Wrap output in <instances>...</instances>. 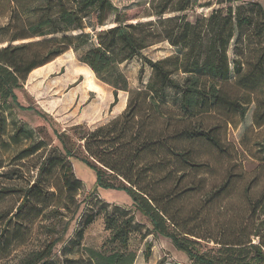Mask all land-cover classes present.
Here are the masks:
<instances>
[{
	"label": "trees",
	"instance_id": "obj_1",
	"mask_svg": "<svg viewBox=\"0 0 264 264\" xmlns=\"http://www.w3.org/2000/svg\"><path fill=\"white\" fill-rule=\"evenodd\" d=\"M237 1L240 2L234 3ZM13 2L11 21L15 31L0 47V108L11 101L20 109L32 110L31 106L18 103L15 90L23 86L29 74L35 76L47 69L53 60H59L71 49L87 67L81 86L84 91L94 92L97 100L102 97L103 89L94 80V73L112 88L111 106L117 101L118 91L128 95L127 101L125 95L121 97L116 110L126 103L125 108L107 122L88 130L75 125L71 134L56 132L60 149L33 142L19 151L22 156L37 157V176L27 187L0 189V194L20 193L15 211L7 217L0 216V253L9 252L10 225L18 231L23 226L22 215L40 213V202L52 196L45 182L57 170L61 171L67 198L73 200L80 185L68 161L74 158L94 173V188L126 193L133 208L149 221L152 233L168 238L175 249L187 256L189 264H264V235L259 231L236 232L227 238L225 231L215 237L204 236L190 225L200 220L202 208L179 211L183 197L196 189L187 180L186 168L201 166L191 150L180 143L202 139L220 152L225 150L214 132L215 126L205 127L202 121L193 120L216 106H224L240 116L246 111V105L223 93L218 82L229 80L233 74L242 87L254 89L264 85L261 5L253 0H149V11L142 16L146 20L129 22L126 11L112 0ZM193 8L204 11L189 20L187 12ZM248 33L256 39L257 56L251 70L242 72L238 57L245 51ZM162 41L178 47L180 52L158 60L142 54ZM232 42L233 60L229 56ZM134 57L143 60L151 70L149 79L139 88H130L127 77L118 68ZM2 121L0 111V129ZM27 134L31 133L15 127L13 139ZM228 182L226 179L213 189L203 202H211ZM254 206L252 203L251 210ZM92 219V214L84 217L76 230L75 242H79ZM104 225L109 232L106 240L110 248L92 250L94 264H133L135 253L129 248L134 231L132 215L119 209L105 211ZM252 236L258 240L253 242ZM59 241L60 237L51 238L18 264H51L49 258ZM201 241L213 246L200 250Z\"/></svg>",
	"mask_w": 264,
	"mask_h": 264
},
{
	"label": "rangeland",
	"instance_id": "obj_2",
	"mask_svg": "<svg viewBox=\"0 0 264 264\" xmlns=\"http://www.w3.org/2000/svg\"><path fill=\"white\" fill-rule=\"evenodd\" d=\"M253 1H257L264 10V0ZM112 2L126 11L129 22L146 20L142 16L149 11V0ZM14 6L13 0H0V47L6 44L15 31L11 21ZM202 11L203 8L190 9L187 12L188 19L193 20ZM21 19H25L24 16ZM246 38L245 51L238 57L242 61V72L251 70L257 56L256 39L249 33ZM179 52L178 47L162 41L146 48L142 54L151 60H158ZM229 56L231 60L235 58L233 42ZM60 59L53 60L47 69L35 76L29 74L23 86L15 90L18 103L25 107L31 106L32 110L20 109L11 101L1 105L0 189L5 186L27 187L36 181L37 157L19 154L30 143L39 142L43 147L55 146L60 149L56 132L71 134L75 125L85 130L93 129L125 108L126 103L119 111L116 110L123 95L127 101V92L118 91L117 101L111 106L112 88L98 80L94 73V80L103 89L100 100H97L98 96L94 92L81 88L87 67L78 61L72 49L63 53ZM118 68L127 77L130 88L142 87L151 74L148 65L138 57L121 63ZM218 86L228 97L243 102L246 111L240 116L224 106H216L213 111L193 120L196 123L202 121L205 127L215 126L214 132L225 150L220 152L202 139L180 143L191 150L201 166L186 168L187 180L196 185V189L183 197L179 211L202 208L200 220L190 225L195 232L204 236L210 234L215 237L225 231L227 238L236 232L247 234L254 230L264 235V85L261 83L254 89L242 87L232 74L229 80L218 82ZM170 95L174 97V92L170 91ZM15 127H22L31 134L13 139ZM68 161L74 177L80 183L73 200L67 198L61 171L57 170L45 182V188L52 196L50 194L40 202V213L31 211L20 216L23 226L18 231L10 225L11 246L7 249L9 252L0 253V264H18L23 258L40 250L53 237H60V241L52 250L49 258L51 264H94L92 250L109 251L110 248L106 240L109 232L105 229L104 213L112 209H119L133 217L134 231L129 238V248L135 253L133 264L190 263L187 256L175 249L168 238L152 233L149 221L133 208L126 193L94 188V173L74 158ZM226 179L229 180L228 185L211 202L204 203V198ZM19 200V192L0 194V216L7 217L10 211H15ZM252 203H255L253 210ZM89 214L93 215L92 222L85 227L79 242H75L76 230ZM252 240L256 242L258 239L252 236ZM202 241L200 250L213 246L211 242Z\"/></svg>",
	"mask_w": 264,
	"mask_h": 264
},
{
	"label": "crops",
	"instance_id": "obj_3",
	"mask_svg": "<svg viewBox=\"0 0 264 264\" xmlns=\"http://www.w3.org/2000/svg\"><path fill=\"white\" fill-rule=\"evenodd\" d=\"M116 116V115H115ZM114 117V116H113Z\"/></svg>",
	"mask_w": 264,
	"mask_h": 264
}]
</instances>
